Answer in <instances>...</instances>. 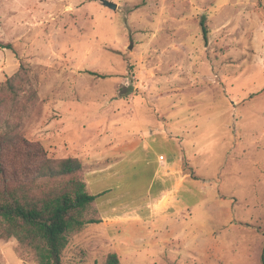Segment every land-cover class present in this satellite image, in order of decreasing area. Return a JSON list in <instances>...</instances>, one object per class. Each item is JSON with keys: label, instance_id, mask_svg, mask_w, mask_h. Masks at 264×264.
Returning a JSON list of instances; mask_svg holds the SVG:
<instances>
[{"label": "rangeland", "instance_id": "rangeland-1", "mask_svg": "<svg viewBox=\"0 0 264 264\" xmlns=\"http://www.w3.org/2000/svg\"><path fill=\"white\" fill-rule=\"evenodd\" d=\"M108 1L117 7L0 0V133L48 158L78 157L101 218L70 236L62 264H105L112 251L121 264H264V0ZM165 123L169 142L111 151ZM182 149L197 187L155 170ZM201 198L182 243V206ZM135 215L176 226L141 241L103 223ZM24 258L15 238H0V264H35Z\"/></svg>", "mask_w": 264, "mask_h": 264}, {"label": "trees", "instance_id": "trees-1", "mask_svg": "<svg viewBox=\"0 0 264 264\" xmlns=\"http://www.w3.org/2000/svg\"><path fill=\"white\" fill-rule=\"evenodd\" d=\"M94 201L78 157L48 158L18 134L0 133V238H15L23 258L62 264L70 236L101 222ZM105 264L121 263L112 251Z\"/></svg>", "mask_w": 264, "mask_h": 264}, {"label": "crops", "instance_id": "crops-1", "mask_svg": "<svg viewBox=\"0 0 264 264\" xmlns=\"http://www.w3.org/2000/svg\"><path fill=\"white\" fill-rule=\"evenodd\" d=\"M234 3V0H229L226 4L225 9L231 8L230 4ZM184 12L182 10V24L185 23L186 20ZM181 31V30H180ZM188 33L185 31V29L182 27V38L186 37ZM203 39L204 42H207V29L205 27V38H204V32H203ZM183 40V39H182ZM186 44V43H185ZM182 43V67H185L188 65V61L190 60L188 55H191L189 52L190 48L187 47ZM172 61H170L169 65L171 63L175 64L177 63L175 51L172 50L171 53ZM175 73V72H174ZM173 126H170L169 123L165 124H156L154 126V129L151 131H144L143 128L138 129L136 132L126 134L125 136L118 138V144H115L113 149L111 151L114 153L116 149L125 148L126 146L135 147L138 141H141L142 139H145L147 137L157 138V142L160 144L167 143L169 140L173 139V132L174 130ZM185 131V128H182V134ZM115 155V154H114ZM122 157V155L120 156ZM184 159H188L187 156L183 154L182 149V157H178L175 160H168L166 157L160 155L159 160H157V165L155 170H157L160 167H163V176H177V179H175V187L179 185V180H182V183H185L186 181L190 180V184L194 187L199 186V179L194 173V170L192 166L189 165V171H186L184 168ZM189 160V159H188ZM161 194L164 196L166 194V189L161 191ZM160 201V207L161 209L165 207L166 204H168L169 198L168 196H165L162 200V197L158 200ZM204 202V199H199L195 201L194 203H191L190 205L185 204L182 206V243L189 242L188 239V232L185 231V225H184V218L187 216H190L193 214V209L198 204H201ZM157 204V203H156ZM154 204V205H156ZM150 203L147 204L149 206ZM158 207V206H157ZM104 225L111 226L116 225L115 228L118 229L119 235L118 239L123 240L127 237H135L137 240L141 241H148L152 238L159 237L160 239H166L169 234H164L163 232L168 229H175L176 223L173 221H168V218L163 221L162 223H159L157 221L151 220L149 218L142 217L140 215H135L132 217L129 216H119L115 219H105L103 220ZM181 226V225H179ZM116 238V237H115ZM115 238H112V240H115ZM201 239V237L199 238Z\"/></svg>", "mask_w": 264, "mask_h": 264}, {"label": "water", "instance_id": "water-1", "mask_svg": "<svg viewBox=\"0 0 264 264\" xmlns=\"http://www.w3.org/2000/svg\"><path fill=\"white\" fill-rule=\"evenodd\" d=\"M102 3L112 9H115L117 7L115 3L108 1V0H102Z\"/></svg>", "mask_w": 264, "mask_h": 264}]
</instances>
